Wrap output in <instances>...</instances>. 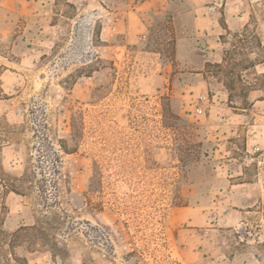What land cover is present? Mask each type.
Here are the masks:
<instances>
[{
  "label": "rangeland",
  "instance_id": "obj_1",
  "mask_svg": "<svg viewBox=\"0 0 264 264\" xmlns=\"http://www.w3.org/2000/svg\"><path fill=\"white\" fill-rule=\"evenodd\" d=\"M0 264H264V0H0Z\"/></svg>",
  "mask_w": 264,
  "mask_h": 264
},
{
  "label": "built area",
  "instance_id": "obj_2",
  "mask_svg": "<svg viewBox=\"0 0 264 264\" xmlns=\"http://www.w3.org/2000/svg\"><path fill=\"white\" fill-rule=\"evenodd\" d=\"M217 7H220V4L218 5L217 3H212L211 6L207 7V12L210 14V15H215L217 10L216 8ZM215 217V216H214Z\"/></svg>",
  "mask_w": 264,
  "mask_h": 264
}]
</instances>
